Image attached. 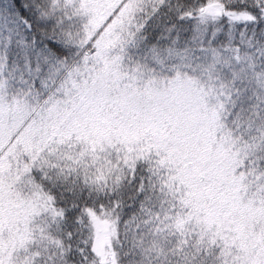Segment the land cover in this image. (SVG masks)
Returning a JSON list of instances; mask_svg holds the SVG:
<instances>
[{
    "label": "snow or ice",
    "instance_id": "6c2138e0",
    "mask_svg": "<svg viewBox=\"0 0 264 264\" xmlns=\"http://www.w3.org/2000/svg\"><path fill=\"white\" fill-rule=\"evenodd\" d=\"M0 264H264V0H0Z\"/></svg>",
    "mask_w": 264,
    "mask_h": 264
}]
</instances>
